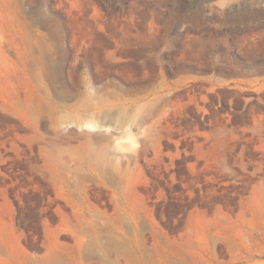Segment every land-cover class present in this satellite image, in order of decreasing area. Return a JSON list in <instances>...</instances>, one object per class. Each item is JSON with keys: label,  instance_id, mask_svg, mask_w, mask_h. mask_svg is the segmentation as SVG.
<instances>
[{"label": "rangeland", "instance_id": "1", "mask_svg": "<svg viewBox=\"0 0 264 264\" xmlns=\"http://www.w3.org/2000/svg\"><path fill=\"white\" fill-rule=\"evenodd\" d=\"M0 264H264V0H0Z\"/></svg>", "mask_w": 264, "mask_h": 264}]
</instances>
